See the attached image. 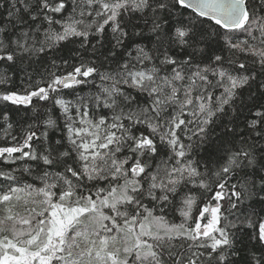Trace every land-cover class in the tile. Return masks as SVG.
Returning a JSON list of instances; mask_svg holds the SVG:
<instances>
[{
  "label": "snow or ice",
  "instance_id": "6c2138e0",
  "mask_svg": "<svg viewBox=\"0 0 264 264\" xmlns=\"http://www.w3.org/2000/svg\"><path fill=\"white\" fill-rule=\"evenodd\" d=\"M0 264H264V0H0Z\"/></svg>",
  "mask_w": 264,
  "mask_h": 264
},
{
  "label": "trees",
  "instance_id": "16d2710c",
  "mask_svg": "<svg viewBox=\"0 0 264 264\" xmlns=\"http://www.w3.org/2000/svg\"><path fill=\"white\" fill-rule=\"evenodd\" d=\"M21 115H23V113H21ZM13 116H14V118H19V117H17V116L15 115V113H13Z\"/></svg>",
  "mask_w": 264,
  "mask_h": 264
}]
</instances>
